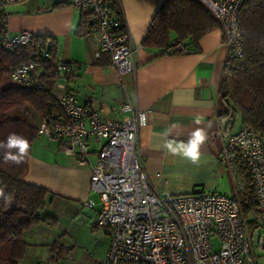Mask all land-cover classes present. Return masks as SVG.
<instances>
[{
  "label": "built area",
  "instance_id": "1",
  "mask_svg": "<svg viewBox=\"0 0 264 264\" xmlns=\"http://www.w3.org/2000/svg\"><path fill=\"white\" fill-rule=\"evenodd\" d=\"M23 1L0 0V10ZM58 1L83 11V18L91 27L89 35L96 40L95 57L106 52L119 75L135 73L137 47L125 20L124 29H117L123 21L111 16L105 0ZM115 1L123 18L120 2ZM198 1L219 21L228 59L241 58L238 15L244 0ZM35 36L28 30L11 33L6 25L1 44L14 50ZM174 43L177 48L182 47L180 42ZM43 53L49 57L48 52ZM36 66L33 58L23 61L11 68L9 79L27 84ZM55 66L65 75L76 68L75 63L60 60L55 61ZM58 104L66 119L42 121L37 133L55 138L62 152L77 165L89 167V189L100 201L92 226L103 233L107 231L110 237L101 264H256L253 236L237 197L202 186L185 194L161 193L153 187L138 140L139 130L146 124L144 111L125 101L119 110L129 112V116L100 118L70 92L61 94ZM238 158L251 175L256 200L264 211V134L247 125L228 133L217 159L234 171ZM241 188L242 184H237L236 189ZM83 206L92 208L93 201L89 199ZM213 238L219 241L217 250L213 248ZM256 239L258 246L264 248L260 234Z\"/></svg>",
  "mask_w": 264,
  "mask_h": 264
},
{
  "label": "crops",
  "instance_id": "2",
  "mask_svg": "<svg viewBox=\"0 0 264 264\" xmlns=\"http://www.w3.org/2000/svg\"><path fill=\"white\" fill-rule=\"evenodd\" d=\"M23 2H27L26 13L7 18L10 32L28 30L37 35L53 37L56 41V58L76 64L72 75L67 77L59 73L52 83L51 91L57 98L70 92L78 103L88 106L100 118L122 119L129 116V112L119 110L125 101L145 112L146 124L140 128L138 140L145 170L158 192L185 194L202 186L212 192L237 194V184L244 181L240 159L235 161L234 171L217 159L225 136L235 132L224 129L225 119L222 120L223 124L219 122V111L224 108L219 87L228 59L220 28L203 35L196 52L162 54L159 49L141 45L150 20L162 0H119L126 27L137 47L135 73L121 76L110 62H97L93 36H79L76 33L81 12L79 14L75 7L70 4L55 6L60 3L58 0ZM38 71L35 68L32 73L37 74ZM198 128L206 133L207 139L199 147L196 163L182 155H173L164 147L169 141L187 142L191 133ZM57 144L60 146L58 141ZM58 157L64 159L57 152ZM33 159L30 154L25 179L54 193H49L46 199L52 210L49 208L45 212L54 215L57 222L59 215L55 210L69 205L66 200L78 201L95 193L89 190L88 166L71 168L70 173L64 176V184H71L74 189L82 186L81 194L76 197L33 177ZM98 202V208L93 210L94 215L100 209L99 198ZM67 208L92 227L91 215L87 210L71 204ZM93 208L94 204L90 209ZM64 232L58 223L34 227L25 236L30 244L20 264H69L71 252L58 261L49 259L51 254L47 244H64L60 237ZM105 233L109 237L108 232ZM38 246L46 247L45 255L41 247L36 252Z\"/></svg>",
  "mask_w": 264,
  "mask_h": 264
},
{
  "label": "trees",
  "instance_id": "3",
  "mask_svg": "<svg viewBox=\"0 0 264 264\" xmlns=\"http://www.w3.org/2000/svg\"><path fill=\"white\" fill-rule=\"evenodd\" d=\"M105 2L111 16L122 22L124 17L116 1ZM64 4L69 3L60 2L55 6ZM83 16L81 10L76 30L79 36H87L91 32ZM7 18L6 10L1 9L0 142H6L11 134L23 137L29 142V155L17 165L6 161L5 149L0 148V264H20L30 244L25 238L26 234L40 224H57V218L44 210L49 193H54L25 179L31 147L39 135L37 129L42 121L54 117L59 120L66 118L58 98L51 91L52 83L59 74L55 66L58 60L55 39L36 34L30 42L7 50L1 44V32L7 25ZM238 27L243 56L226 61L219 87L220 100L224 105L219 111V122L223 124L222 120L225 119L224 129H232L238 116L240 127L247 125L264 134V0L243 1ZM216 28L221 30L219 21L198 0H162L150 20L141 45L159 49L162 54H177L183 50L186 53L196 52L200 38ZM117 29H124V21ZM174 42H180L182 47L177 48ZM44 51L48 52L49 57H44ZM31 58L37 61V74L31 73L27 84L12 82L9 79L11 68ZM96 59L97 62L104 60L111 63L110 55L106 52ZM239 166L244 181L234 196L240 203L248 228L254 231L260 224L264 226V211L256 200L251 175L242 160ZM47 246L51 254L49 259L55 261L69 253V246L62 243L52 242Z\"/></svg>",
  "mask_w": 264,
  "mask_h": 264
},
{
  "label": "rangeland",
  "instance_id": "4",
  "mask_svg": "<svg viewBox=\"0 0 264 264\" xmlns=\"http://www.w3.org/2000/svg\"><path fill=\"white\" fill-rule=\"evenodd\" d=\"M26 3L27 2H17L7 5L5 9L8 16L11 17L16 14L26 13ZM70 6L75 7L80 14L81 9L79 7L74 5ZM239 126V118L236 116L232 130L236 132L239 129ZM31 149V157L34 158L31 165V173L33 177L39 181H47L49 185L60 187L62 189L61 191L67 192L66 194L71 193V195H75L76 197H78V194H81L82 186H77L74 189L71 184L63 183L64 176L70 173L71 168L78 167L79 165L76 164L74 159H71V157L69 158L64 152H62L55 138L38 135L34 140ZM57 152L61 154L64 159L60 157L56 158ZM91 158H94V155H91ZM63 195L67 196L65 194ZM89 199L93 201V209H87L88 207L83 206V204L86 201H89ZM66 202L69 205L71 204L83 208V210H87L91 215V219L94 216L93 210L97 209L99 206L98 198L95 193L83 197L78 201L66 200ZM69 205L65 207L61 206L55 210V213L59 215L57 222L59 227L66 231L60 236L61 241L69 246V252L72 254L69 264H99L104 258L109 243L108 235L94 227L92 228L88 222L80 220L77 215L70 211V208H67ZM49 208L48 201H46L44 210L47 211L46 209ZM50 209L52 210V208ZM250 234L253 236V250L255 253L256 264H264V248L258 246V241L256 239V235L260 234V238L264 240V226L260 224L256 230H250ZM218 242L217 238H213L214 250L218 249ZM40 247L41 246L35 248L36 252L39 251ZM41 248L42 254L45 255L46 247L43 246ZM65 262L66 261L64 260V263Z\"/></svg>",
  "mask_w": 264,
  "mask_h": 264
},
{
  "label": "clouds",
  "instance_id": "5",
  "mask_svg": "<svg viewBox=\"0 0 264 264\" xmlns=\"http://www.w3.org/2000/svg\"><path fill=\"white\" fill-rule=\"evenodd\" d=\"M199 123V121H197ZM206 133L202 129L193 131L187 142L169 141L164 147L173 155H182L188 158L193 163H196L199 158V147L206 141ZM0 148L5 149L4 158L6 161H12L19 165L25 161L29 155V142L27 139L16 134H11L6 142H0ZM16 151L13 152L12 150ZM2 194V191H0Z\"/></svg>",
  "mask_w": 264,
  "mask_h": 264
}]
</instances>
